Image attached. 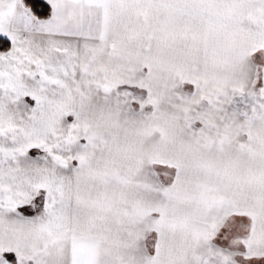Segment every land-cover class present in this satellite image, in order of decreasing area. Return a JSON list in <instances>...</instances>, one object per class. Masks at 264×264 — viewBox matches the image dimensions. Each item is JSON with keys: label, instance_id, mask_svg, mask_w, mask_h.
Returning <instances> with one entry per match:
<instances>
[{"label": "snow or ice", "instance_id": "1", "mask_svg": "<svg viewBox=\"0 0 264 264\" xmlns=\"http://www.w3.org/2000/svg\"><path fill=\"white\" fill-rule=\"evenodd\" d=\"M0 264H264V0H0Z\"/></svg>", "mask_w": 264, "mask_h": 264}]
</instances>
